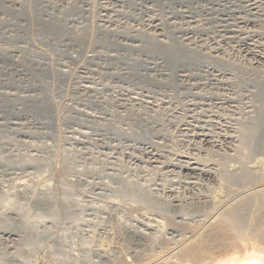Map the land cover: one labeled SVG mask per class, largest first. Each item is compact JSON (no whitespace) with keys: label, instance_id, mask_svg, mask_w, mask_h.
<instances>
[{"label":"rangeland","instance_id":"1","mask_svg":"<svg viewBox=\"0 0 264 264\" xmlns=\"http://www.w3.org/2000/svg\"><path fill=\"white\" fill-rule=\"evenodd\" d=\"M246 47L264 48V0H0V264H179L230 204L264 237Z\"/></svg>","mask_w":264,"mask_h":264},{"label":"bare ground","instance_id":"2","mask_svg":"<svg viewBox=\"0 0 264 264\" xmlns=\"http://www.w3.org/2000/svg\"><path fill=\"white\" fill-rule=\"evenodd\" d=\"M245 6H248L249 10L252 11V13L254 14L255 13L254 11H257V9L259 8V2L251 1L250 5H245ZM250 21H248V20H247V22L244 21L245 22L244 25L253 26V22H250ZM250 33L252 34V31H250ZM256 35H258V34L254 35V33H253V35L250 36V39H248L249 38L248 36H247L248 38H245V39L249 40V42H253V39L257 37ZM258 37H259V35H258ZM254 41H255V39H254ZM247 46H248V44H247ZM246 51H247V53L249 52L248 56L252 57V59L254 58L255 60H257L259 62H264V48L263 49L260 48V51L258 52V51H254V50L252 51L251 48L246 47ZM252 124H254V123H252ZM201 139H203L204 143L205 142L208 143L207 135H201ZM151 155H153V154H151ZM185 167L186 168L183 167L184 168L183 171H186V172H192V173L198 172L199 175L206 177V178L214 176V174L212 172H209L207 170L205 171L204 169L202 170V169L198 168L199 165L197 166L196 163H188ZM181 169H182V167H181ZM243 171L244 170H242V172ZM221 178H222L221 180H226V175L222 174ZM221 183H223V182H221ZM219 186H221V185H219ZM214 193L216 194V192H214ZM207 195H208V192H207L206 196ZM217 195L218 194H216V196ZM229 196H231V195H229ZM212 198L214 199V197H212ZM216 199H217V197H216ZM246 199L251 200L250 194L246 197ZM224 200H223V202H224ZM220 202H222V200ZM223 202H222V204H223ZM219 205H221V204L219 203ZM219 208L220 207H218V209ZM231 212H232V208H231V204H230V205L225 206L223 209H220L214 216L209 215L211 217V218H208L209 221L208 222L205 221L206 223L204 222L205 224L203 223L204 225L201 228L197 229V231L191 230V231H194L193 233L190 232L192 236L185 238L184 241L181 242V245H179L178 247H175V249H174L176 252V256H178L180 258L179 264H264V246H263L264 245V237H263V235H261V236H257V235L240 236V235H238L237 234V232H238L237 226H236L235 222L233 221V219L230 217ZM194 229L196 230L195 227H194ZM230 245H232V248L234 245L238 250L234 251L233 253L231 252L227 256L226 255L223 256V254L225 252H227V248ZM164 260H167V259L164 258ZM135 261H136V259H135ZM153 261H154V259H153ZM163 263H165V262H163ZM148 264H150V262Z\"/></svg>","mask_w":264,"mask_h":264}]
</instances>
